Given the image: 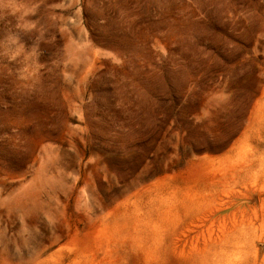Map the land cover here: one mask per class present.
<instances>
[{
  "label": "rangeland",
  "instance_id": "obj_1",
  "mask_svg": "<svg viewBox=\"0 0 264 264\" xmlns=\"http://www.w3.org/2000/svg\"><path fill=\"white\" fill-rule=\"evenodd\" d=\"M0 264H264V0H0Z\"/></svg>",
  "mask_w": 264,
  "mask_h": 264
},
{
  "label": "bare ground",
  "instance_id": "obj_2",
  "mask_svg": "<svg viewBox=\"0 0 264 264\" xmlns=\"http://www.w3.org/2000/svg\"><path fill=\"white\" fill-rule=\"evenodd\" d=\"M255 116H256V115H255ZM255 116H254V117H255ZM45 180H46V178H45ZM34 181H35V180H34ZM33 183H35V182H33ZM42 183H43V182H42ZM47 183H48V182H47ZM53 186H54V185H53ZM27 188H28V187H27ZM51 189H52V188H51ZM23 194H24V193H23ZM43 195H44V194H43ZM45 198H46V197H45Z\"/></svg>",
  "mask_w": 264,
  "mask_h": 264
}]
</instances>
